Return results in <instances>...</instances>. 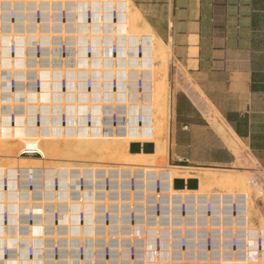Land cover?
I'll return each mask as SVG.
<instances>
[{
  "label": "built area",
  "instance_id": "obj_1",
  "mask_svg": "<svg viewBox=\"0 0 264 264\" xmlns=\"http://www.w3.org/2000/svg\"><path fill=\"white\" fill-rule=\"evenodd\" d=\"M124 3L125 0H0V18L6 16L10 27L0 31L1 134L27 130H59L66 134L79 129L87 134H104L133 120L144 122L150 102L151 70L143 60V39L119 29ZM9 143L0 153V260L6 262L1 264L35 258L43 242L41 253L46 255L48 251L57 262L68 243L67 221L77 231L78 237H71V241L77 244L79 264L85 257L86 239L92 241L98 262H115L120 254L118 246H124L121 238H127L122 229L115 234V226H123L126 213L129 225L136 224L140 212L146 216V222L138 225L142 232L133 229L124 246L130 263L141 259L144 264H168L161 259V226L154 238L144 232V228L151 227L147 222L152 207L160 215L163 203L160 197L154 203L150 200L149 195L157 191L148 187L144 191L146 198H137L134 187L138 165L131 166L128 175L115 176L121 164L50 158L42 152L36 136ZM11 146L13 151L9 150ZM125 178L129 182L128 198L119 199L118 194L116 198V191L123 193L124 188L119 183L115 187V182ZM255 183L257 180L252 179L251 184ZM160 185L157 179L156 188ZM213 194H205L207 200L202 205L209 222L214 210ZM237 195L230 204L233 215L239 208ZM118 203L129 206L128 210L121 207L120 221L116 217ZM188 207L182 196V218ZM87 227H92L90 237L85 233ZM179 229L180 245L186 248L187 228ZM215 230L218 229L211 226L204 228L207 252L213 247ZM229 232L231 246L237 247L238 230ZM35 233H44L46 239L35 237ZM56 233L57 237H50ZM138 238L141 246L137 245ZM152 240L154 246L150 245ZM48 241L51 246H46ZM262 243L259 235L257 246ZM66 252L72 254L68 247Z\"/></svg>",
  "mask_w": 264,
  "mask_h": 264
},
{
  "label": "crops",
  "instance_id": "obj_2",
  "mask_svg": "<svg viewBox=\"0 0 264 264\" xmlns=\"http://www.w3.org/2000/svg\"><path fill=\"white\" fill-rule=\"evenodd\" d=\"M129 1L170 50L169 164L264 170V0Z\"/></svg>",
  "mask_w": 264,
  "mask_h": 264
},
{
  "label": "rangeland",
  "instance_id": "obj_3",
  "mask_svg": "<svg viewBox=\"0 0 264 264\" xmlns=\"http://www.w3.org/2000/svg\"><path fill=\"white\" fill-rule=\"evenodd\" d=\"M120 23L122 24L120 26V29H129L125 27V24L123 23L124 18L120 16L119 18ZM140 30L144 28H139ZM134 31V29H130V31ZM139 32V31H137ZM145 33H151L149 31H144ZM143 31L139 33H144ZM148 36L149 40L147 41V47L149 54L151 55L150 46H156L154 38L150 34H144ZM168 51V52H167ZM167 52V53H166ZM165 58V59H164ZM156 62L152 65L153 68H157L161 65L162 60L167 63V65H164L166 71H167V78H168V63L170 62V50L167 48L166 51L163 53H158V56L156 57ZM167 80V87H166V109H167V138L165 145L163 146V150L159 154H152V153H131L130 152V144L132 142H151L146 141V138L151 135V127L150 124L146 125V121L143 125H135L127 123L126 125H123L121 127L122 131L126 132L123 135L126 136L127 140L120 143H113L112 139H109L107 137H104V135L100 136H92L87 137L88 139L84 141L82 139L83 135H72L69 134L68 136H63L60 131L56 130L52 133L50 131H31L34 135H39L41 140V150L42 152L49 156L50 158H57V159H64L65 158H71L73 155L83 156L84 154L92 153L91 156L95 157H102V155L111 154L114 155L118 149H123L124 154L119 157V160L127 162L125 168V172H123V175H128L131 171L133 165H137L135 168V173L137 176V184H136V193L139 194V187L142 183H147L149 180V184L153 185L154 179L156 177H160L162 182V202L164 204V207L167 208L169 211L168 215L169 217L163 218V226L171 228L172 226L180 228L183 224H185L184 218H182V215L180 213V203L181 199L180 197L183 196V194L187 195V202L189 203H196L200 206L203 205L205 194H213L214 196V204L215 207H220V213L213 215L211 220V224L214 227H223L224 224L230 225V216H231V202L234 197L237 195V199L239 198V204L244 208L245 210V219H246V228L244 230V233H242V243L243 246L240 247L239 250L244 249L241 253L235 254L234 257L226 256L225 261L221 264H238V262L241 260V264L245 262L249 250L255 248L257 251H261L260 253L255 251L257 254H259L255 260L256 263L253 264H263L264 259H261L262 255L264 257V253H262V249H264V170L258 169V173H251L249 171L247 172H238V171H214V170H202V169H190V168H184L180 169L179 167L172 166L169 164L167 160V147H168V129H169V121H170V114H171V107H170V91H169V83ZM155 86V85H154ZM157 87V86H155ZM153 108L154 113L158 114V118H161V112L164 111V108L161 109V105L158 103L157 100L153 98ZM85 137V136H84ZM145 141H144V140ZM155 145V142H153ZM124 156V157H123ZM94 159V158H92ZM115 163V162H112ZM118 164V163H117ZM139 164H145V165H151V166H159L161 169H155V168H146L144 166H139ZM134 169V168H133ZM167 169V170H166ZM150 171V172H148ZM184 171V177H188L193 172L195 173V178L199 181V187L198 189H183V190H173L172 189V182L168 181L171 174H176V177ZM192 172V173H191ZM122 175V176H123ZM126 177V176H125ZM256 179L257 183L251 184V180ZM146 180V181H145ZM224 181V183H222ZM121 185L122 188L128 186V181L126 178L121 182H115V186L117 187ZM166 191H171L170 194H167ZM118 194L121 193L120 191H116ZM125 196H128L129 193H122ZM254 194V195H253ZM179 195V196H178ZM178 199V201H177ZM120 204H117L119 206ZM118 209V208H116ZM153 217L150 218V224L153 229H146L144 228V232H147L150 237L154 238V235L156 233L155 225H156V213L155 210L152 209ZM65 218V217H64ZM120 221V219H119ZM142 223V219L140 217L137 218V223L135 224L134 228L131 227V231L133 229L139 228V231H141V226H138ZM187 224L193 225V226H199L200 223L198 222V214H194L193 218H188ZM126 225V224H125ZM125 225H118L115 226V234H120V229H125V232L127 228ZM142 225V224H140ZM201 226V225H200ZM121 230V233L123 234ZM169 231V232H168ZM173 231V232H172ZM180 229L178 230H165L164 232L167 233V237H175L178 238L180 235ZM199 231H202L199 229ZM203 232V231H202ZM202 232H199V235H202ZM173 233V234H172ZM197 236V234H195ZM198 235V236H199ZM262 235L263 237V243L261 247L257 246V240L256 238ZM53 237L56 236V234L51 235ZM142 238V237H140ZM197 237H195L196 239ZM121 240L124 239L123 237ZM137 245H142V240L139 238L137 239ZM228 241H225L226 244ZM52 244V242H51ZM48 242V245H51ZM169 241L163 242V249L167 250ZM218 244V242H217ZM225 244L220 245L218 244L216 248L220 250L219 252L215 253L216 257L213 258L218 264H220L219 254H224V249L226 247ZM245 244V245H244ZM150 245L154 246V241H150ZM205 242L203 240H196L191 241L188 244L187 251L182 252L180 247H171L168 248L169 250V256L167 257L168 261H175L179 262L180 264L183 263L186 258L185 254H187V258L189 260H194L195 263L197 262H203L205 261V258L200 255V257L196 255H191L192 249H196V252L204 251L205 250ZM120 246V245H119ZM118 246V250L120 251V254L117 258H115V262H112L113 264H125L130 259L128 249H122L120 250ZM223 246V247H222ZM74 251V250H72ZM174 252V254H172ZM262 253V254H261ZM261 254V255H260ZM63 255V253H61ZM246 256V258H245ZM138 258V256H137ZM136 258V259H137ZM230 258V260H228ZM129 259V260H127ZM152 259H155L152 257ZM218 259V260H217ZM260 261H259V260ZM259 261V262H258ZM135 264H144V262L141 261V259L135 261Z\"/></svg>",
  "mask_w": 264,
  "mask_h": 264
},
{
  "label": "bare ground",
  "instance_id": "obj_4",
  "mask_svg": "<svg viewBox=\"0 0 264 264\" xmlns=\"http://www.w3.org/2000/svg\"><path fill=\"white\" fill-rule=\"evenodd\" d=\"M120 11H121V16L124 18L123 23L125 24V27L129 28L124 33L127 34V35H136V36H138V37L143 39V42H144V45H145L143 60L146 61L147 63H149L147 66H149L150 70H151V83H152V85L148 87V88H150L149 89L150 90V95H148V98H147L150 102H148L149 105H148V110L146 112L145 120H144V122L142 124L141 123L138 124L134 120L130 121L129 123L130 124H135V125H143L145 123V121H146V125L150 124L152 133H151V135H149L146 138V141H151L152 143L155 142V151L152 154H159L163 150V146L165 145L166 138H167V109H166L167 108L166 107V96H167V93H166L167 80L166 79H167V71H166V69L164 67V65H167V63L164 64L166 61L164 62L162 60L161 65L159 67H157V68H153L152 65L154 64V62H156L155 59L158 56V53L159 52L163 53L164 51L167 50V48L164 45V43L154 33L151 32V30H150L151 28L149 29L148 26H146L142 30L139 29V25H140V23L143 22V20H142L141 16L136 13L137 12L136 9H135V11L133 10L132 4H131V2L129 0H125V3L121 5V10ZM1 23H3V24L1 25ZM8 23H9V20H8V18L6 16L0 18V31H3V30L6 31V30L10 29ZM121 25L122 24L120 23L119 29H120ZM130 29H134L135 33L132 30L130 31ZM137 31H139V32H141V31H143V32L144 31H149L151 33H145L144 32V33L141 34V33L137 32ZM144 34H150L152 36V38H154V40H155L156 46H152V45L150 46L151 55L149 54L148 47H147V43H148L147 41L149 40V38H148V36H146ZM154 85L157 86V87H155ZM153 98L155 100H157L158 103L161 105V109L164 108V111L161 112V118H158V114L153 112L154 111L153 103H152L153 102ZM126 124H120V125L123 126V125H126ZM120 125L118 127H116V130L114 129V130H112V131H110L108 133H104V134H101V133L87 134L84 129L69 130L66 134H63V133H61V134L63 136H68L69 134H72V135H83L82 139L84 141H86L88 139L87 137L104 135V137L112 139L113 143H120V142H124V141L127 140L126 136L122 134V133L125 134L126 132L122 131L121 128H123V127H121ZM31 131H39V130L17 131L16 134H9L8 132H10V131H8V132L5 131L7 133H2V134L0 133V150H3V148L9 147L8 144H10L9 143L10 141L11 142H15V141L21 140V139L26 138V137H34V136H36L40 140V136L39 135L30 134V133H32ZM47 131H50V133H52V134L54 132V130L53 131L47 130ZM3 142H6V144L3 143ZM40 145H41V140H40ZM91 154L92 153L84 154L82 157L81 156L78 157L77 155H73L71 158L70 157L69 158H65V160H80V161H90V162H115L116 164L119 163V164L122 165V167H117L115 169V176L119 175L120 173L123 174V172H125V168H127L126 167V163L127 162L119 160V157H121L124 154L122 148L118 149L116 151V153H114V155L107 154V155H104V156L102 155V157H98V156L92 157ZM92 158H94V159H92ZM144 165L145 164H139V166H144ZM144 167H146V166H144ZM148 172H150V171H148ZM101 175H102V172L99 173V176H101ZM174 178H176V174H171V176L169 177L168 181L172 182V180ZM157 179H160V177H156L154 179L153 185L149 184V180L145 184L142 183L141 186L139 187V194H137L138 195L137 198L138 199L146 198V195H145L144 191H145L146 187H148V189L150 191H157L156 193H151L149 195L150 200L154 203L157 200V198L160 197L161 202H162V196H161V194L163 192L162 191V182H161V179H160L161 185H160L159 189H157L156 188ZM195 179H197V178H195ZM222 183H224V181ZM136 184H137V182H136ZM136 184H135V187H134L135 188V192H136V189H137L136 188ZM128 187H129V183H128V186L125 187V190L122 191V192L129 193V188ZM173 190H176V189H173ZM166 192H167V194L171 193V191H166ZM117 194L118 193L116 192L115 193L116 198H117ZM118 195H119V197H118L119 199H120V196H123L125 199L128 198V196H125L122 193H119ZM181 198L182 197H180V199ZM183 198H185V201H186L187 205H189L190 207H188V211H187L186 215L183 216L185 224H183L180 228H182V230H185L187 228V232L186 233L189 236V242H191V241L194 242L196 240H203L204 241L203 234L205 233V231H204L205 227L211 226L212 228H216V229L220 230V232H218V230L214 231L213 247H212V249H209V252H207L206 245H204V247H205L204 251L196 252V249L195 250L194 249L191 250V252H192L191 255H193V256L196 255L198 257H200V255H202L205 258V261L195 263L194 260H189V258H187V254H185L186 260L183 263L187 262L189 264H211V263L212 264H218L215 260H213V258L216 257L215 253L220 251V250H218L216 248H220V247H217L218 244L223 245V244H225L224 243L225 241H228V242L224 246V247H226L224 249V254L223 255H220V254L218 255L219 256L218 259L220 260V264L225 261L226 256L234 257L235 254H238V253L242 254V251H244V249H241L242 251L239 250V249H240L241 246H243L242 243L244 242V241H242V240H244V239H242V236H243L242 233H244V230L246 228L245 227L246 226V224H245L246 219H245V210L240 204H239V208H238V211H237V215H235V214L233 215V212L231 210L230 225L224 224L223 227H214L211 224L212 220L210 222L208 221V217H207L206 213L204 212V210L202 208V205L200 206L199 204H196V203L187 202V195L186 194H183ZM211 198H212V201H213V204H214V196H212ZM206 200H207V197L205 196L203 205L205 204ZM177 201H178V199H177ZM67 202L70 203V199ZM118 204H120V203H118ZM123 206L125 207L124 208L125 210L129 209V206L127 204H124V205L120 204L119 206H117L116 208H118V209H116V210H118V214H116V217L118 216L119 219H120V216H121L120 210H121V207H123ZM180 207H181V203H180ZM192 207H195L196 210H193ZM152 209H154V207H152ZM213 209H214L213 210V214L211 215V217H209V220L212 218L213 215L219 214L220 210H221L220 207H215V204H214V208ZM152 213L153 212L151 210L150 211L151 216L149 217L148 222H147V225H150V226H151L150 218L153 217ZM155 213H156V211H155ZM168 213H169V211L167 210V208L164 207V204H163V206L161 207V214L159 215L158 213H156V215H155V217H156V225H155L154 229L156 230V233H157V231L159 230V226H161L160 228L163 229L162 230V235L164 237V241H167V240L169 241L168 248H171V247L173 248V247L177 246V247L181 248L182 252L187 251L189 242H188L186 248H182L181 245H180V240L179 239H180V236H181V231H180V235H179L178 238H175V237L172 238V237H167L166 236L167 233L164 232L165 230H178L179 231L178 227L172 226L171 228H169V227H166V226L162 225L163 224V218L169 217ZM194 214H198V222L200 223L201 226L200 225L199 226H193V225L187 224L188 218H190V217L193 218ZM67 216H69V215L67 214ZM138 217H140L142 219V222L143 221H144V223L146 222V216H145L144 213L140 212V214H139V216H137V218ZM137 218H136V223H137ZM129 222H130L129 214L126 213L125 215H123V223H124L123 225L126 224L125 225L126 228H127L126 231H128V232L124 233L125 229L123 228L122 232H123L124 235L127 236V238L123 237V239H124L123 245L124 246L126 245V243L128 241L129 235L133 231V230L131 231V227L134 228V226H135V224L132 225V226L129 225ZM44 223H45V221H44ZM67 223H68L70 229H68V232L66 234V238L68 239V243H67L68 246L67 245L66 246L68 247V250L71 249V253L72 254H68L67 255V252H66L67 247L65 246V250L62 252L63 255H61L60 259H58L57 262H55L54 259H52L47 254L48 251H47L46 255H43L41 253V247H44V245H45V243L43 242L42 243L43 245L41 247H38L39 249H37V253L35 254L36 255L35 258L28 259V258H24L23 257V258L17 259L19 261H17L15 259L14 261L10 262V264H79L78 253H77V250H76L77 244L75 242H73L74 240L71 241V237H73L74 239H76L75 237H78V236H76L77 231L73 230L74 227H72L73 225L71 224L70 221H67L66 224ZM89 224H92V222H89ZM140 224H141V222H140ZM71 228H72V231H71ZM91 228L92 227H87V231L85 232L86 235L88 234L87 237H90V236L93 235ZM136 229H137L138 232H140L138 227ZM147 229H153V228L151 226L150 228H147ZM199 229H201L203 232L199 231ZM226 229L228 230V232L227 231L225 232ZM231 229H233L234 231H235V229L238 230V235L240 237V241H239V244H238L237 247H232L231 244H230L231 232H229V231ZM101 232H102L101 230L98 231V233H101ZM199 232H202V235H199L200 234ZM156 233H155V235H156ZM57 234L58 233H56L55 237H57ZM195 234H197V236ZM35 235H36L35 237L41 238L42 240L46 239V236L44 235V233H39V234L35 233ZM155 235H154V237H155ZM50 237H51V235H50ZM195 237H197V238L195 239ZM38 240H40V239H38ZM256 240H257V238H256ZM35 242L38 243L37 240H35ZM48 242L51 244L50 241H48ZM48 242L46 243V246L48 245ZM217 242H218V244H217ZM171 243H172V245H171ZM84 244H85L87 249L85 251L84 260H82L81 264H104L103 262H98L96 260V258L94 257L92 241L90 239H86ZM124 246L120 245L119 249L120 250H122L123 248L126 249L127 247H124ZM214 247H216V248L214 249ZM168 248H167V250L164 249V252L162 253L161 259L166 261L165 263H168V264H173V263L180 264L179 262H175L173 260H171V261L167 260V257L169 256V250H170V249L168 250ZM43 250H42V252H43ZM72 250H74V251H72ZM255 251H257V249H255V248L249 250L247 258L245 256L246 260L242 264H253V263H256L257 261L255 262L254 259H256V257L259 254H257ZM262 251H263L262 253H264V249H262ZM257 252H259V251H257ZM172 254H174V252H172ZM13 255L14 254L11 255L12 258L14 257ZM261 257H262L261 259H264L263 255ZM45 259H47V260H45ZM129 259H127V260H129ZM228 260H230V258H228ZM1 261H3V260H0V264H1ZM3 262L6 263L5 261H3ZM183 263H181V264H183ZM109 264H113V263L109 262ZM125 264H131V263H130V261H128ZM238 264H241V260L238 262Z\"/></svg>",
  "mask_w": 264,
  "mask_h": 264
},
{
  "label": "water",
  "instance_id": "obj_5",
  "mask_svg": "<svg viewBox=\"0 0 264 264\" xmlns=\"http://www.w3.org/2000/svg\"><path fill=\"white\" fill-rule=\"evenodd\" d=\"M130 152L131 153H153L155 151V145L152 142H145L141 144L140 142H132L130 144ZM199 182L195 178H190L185 181L182 178H177L174 180V188L175 189H198Z\"/></svg>",
  "mask_w": 264,
  "mask_h": 264
}]
</instances>
